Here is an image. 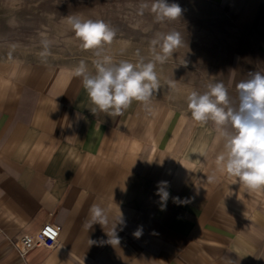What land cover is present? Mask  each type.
Returning <instances> with one entry per match:
<instances>
[{"label":"crops","instance_id":"crops-1","mask_svg":"<svg viewBox=\"0 0 264 264\" xmlns=\"http://www.w3.org/2000/svg\"><path fill=\"white\" fill-rule=\"evenodd\" d=\"M201 1L218 5L242 32L230 58L210 72L234 99L240 81L264 73V0ZM73 68L0 60V264L263 259L264 189L250 191L219 171L213 122H195L182 98L158 90L152 112L134 101L121 115L92 114ZM160 181L170 193L164 210ZM177 196L189 202L178 205ZM94 203L108 209L109 223L88 230ZM46 221L60 225L58 243L20 255L12 240ZM116 223L120 243L112 245L107 232Z\"/></svg>","mask_w":264,"mask_h":264},{"label":"clouds","instance_id":"clouds-1","mask_svg":"<svg viewBox=\"0 0 264 264\" xmlns=\"http://www.w3.org/2000/svg\"><path fill=\"white\" fill-rule=\"evenodd\" d=\"M146 9L150 10L158 23L175 21L181 17L183 11L179 4L169 3L168 0H152L151 4L141 3V15ZM65 19L75 38L80 41L79 47L85 51L93 50L97 57L93 60L94 74L89 72L84 60H80L72 69L75 77L82 78L83 88L91 104L88 110L92 114L100 111L117 116L123 114L135 101L146 111L152 112V97L160 88L156 65L157 63L163 65L173 55L174 50L183 45L181 34L175 30L156 33L150 41L152 59L147 62L138 50L137 63L133 64L127 60L114 63L110 55L104 54V46L113 43L116 37L115 28L102 19H84L77 15H68ZM40 44L43 50L39 52V56L46 58L51 54L53 41L44 37ZM166 83L171 89L177 88L175 80L168 79ZM236 93L233 99L223 82L209 83L203 93L193 90L187 95V106L195 122L206 125L211 121L215 125L216 137L213 144L222 145V150L216 156L219 171L234 178L233 184H239L250 191L262 190L264 73L259 71L250 73L248 79L236 85ZM167 187V181L158 182L156 194L160 197L161 210L166 208L170 196ZM172 199L178 205L189 202L187 198L181 199L179 196ZM89 212L90 218L85 222L88 230L94 224H99L102 228L108 225V209L94 203ZM118 222L123 223L122 214ZM117 223L111 232H107L110 238L108 243L112 245L120 243L115 230ZM133 236L140 238L142 228H138Z\"/></svg>","mask_w":264,"mask_h":264},{"label":"rangeland","instance_id":"rangeland-1","mask_svg":"<svg viewBox=\"0 0 264 264\" xmlns=\"http://www.w3.org/2000/svg\"><path fill=\"white\" fill-rule=\"evenodd\" d=\"M143 2L151 4L152 0H0V60L23 59L70 67L84 60L88 70L95 72L93 60L97 57L93 50L79 47L80 41L66 23L68 15L102 19L116 29L113 43L104 46V54L110 55L114 63H137L138 50L147 62L152 59L150 41L156 33L175 30L181 34L183 45L163 65L157 63L158 91L187 103L191 91L203 93L209 83L219 81L216 74L210 77V72L222 68L242 32L218 5L201 0H168L181 6L182 15L175 21L158 23L150 10L141 15ZM44 37L53 41L46 58L39 56ZM168 79L177 82L176 89L168 86ZM254 264H264V257Z\"/></svg>","mask_w":264,"mask_h":264},{"label":"built area","instance_id":"built-area-1","mask_svg":"<svg viewBox=\"0 0 264 264\" xmlns=\"http://www.w3.org/2000/svg\"><path fill=\"white\" fill-rule=\"evenodd\" d=\"M61 227L53 221L44 222L34 233H22L15 237L12 242L19 249L20 255H25L27 251L37 245L54 247L58 243Z\"/></svg>","mask_w":264,"mask_h":264}]
</instances>
